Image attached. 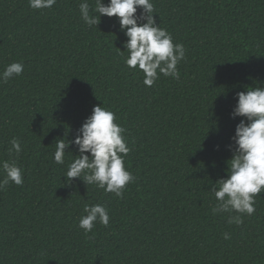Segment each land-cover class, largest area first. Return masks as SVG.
Returning <instances> with one entry per match:
<instances>
[{
	"label": "trees",
	"instance_id": "obj_1",
	"mask_svg": "<svg viewBox=\"0 0 264 264\" xmlns=\"http://www.w3.org/2000/svg\"><path fill=\"white\" fill-rule=\"evenodd\" d=\"M80 3L33 10L0 0V72L24 63L22 75L0 80V162L24 169L23 185L0 190V264H264V192L242 225L211 211L242 119L231 115L236 94L264 87V0H153L157 24L187 51L180 79L152 87L124 63L118 18L89 28ZM97 105L127 129L136 180L122 199L64 180L75 145L65 164L53 159L55 141L74 139ZM14 137L19 154L9 151ZM97 203L110 224L85 236L79 219Z\"/></svg>",
	"mask_w": 264,
	"mask_h": 264
},
{
	"label": "clouds",
	"instance_id": "obj_2",
	"mask_svg": "<svg viewBox=\"0 0 264 264\" xmlns=\"http://www.w3.org/2000/svg\"><path fill=\"white\" fill-rule=\"evenodd\" d=\"M33 10L51 9L57 0H28ZM138 9L142 11L138 14ZM81 20L89 27H98L103 16L117 17L121 31L127 39L124 48L125 65L136 72L143 73V84L152 87L161 76L179 80L178 65L186 58L183 43H176L173 35L157 24L153 0H95V6L89 0L79 4ZM23 61L12 62L0 72V80L7 83L13 77L22 75ZM237 103L232 118H242L236 126L232 144L228 146L233 155L227 162L226 177H221L211 188L216 200L211 211L213 215L228 214V223L242 225L244 216L256 212V197L264 192V87H249L236 94ZM127 129L109 108L97 105L74 139L55 141L54 162L65 164L66 153L73 145L78 155L67 165L63 178L71 184L79 178L88 185H94L106 193H114L123 198L129 183L135 182V175L125 165L131 152L128 147ZM11 149L16 154L23 151L19 139L13 138ZM4 177L0 180V190L11 182L17 186L24 183V169L18 161L0 162ZM86 215L79 219V228L85 236L92 233L99 223L108 227L111 216L106 205L97 203L85 205ZM223 238H231L228 232Z\"/></svg>",
	"mask_w": 264,
	"mask_h": 264
}]
</instances>
